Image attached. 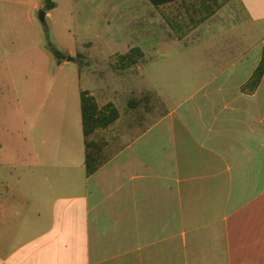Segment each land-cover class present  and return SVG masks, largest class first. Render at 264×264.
<instances>
[{"label": "crops", "instance_id": "crops-1", "mask_svg": "<svg viewBox=\"0 0 264 264\" xmlns=\"http://www.w3.org/2000/svg\"><path fill=\"white\" fill-rule=\"evenodd\" d=\"M200 1L190 6L193 17L185 9L187 22L178 8L190 0L159 8L117 1L118 10H132L126 18L134 25L191 24L186 33L151 38L152 49L177 43L194 57L195 66L173 80L191 92L143 108L142 101H124L121 110L95 94L115 88L113 81L95 70L79 77L99 108L111 105L118 117L86 139L80 101H62L64 111L76 113L64 133V162H38L29 171L28 184L43 192L36 209L24 213V235L32 236L2 243L0 264H264V75L254 93L241 91L264 53V0H217L204 20ZM133 48L143 56L137 46L119 57ZM48 102L40 114L54 110ZM86 142L104 161L91 175Z\"/></svg>", "mask_w": 264, "mask_h": 264}, {"label": "rangeland", "instance_id": "rangeland-1", "mask_svg": "<svg viewBox=\"0 0 264 264\" xmlns=\"http://www.w3.org/2000/svg\"><path fill=\"white\" fill-rule=\"evenodd\" d=\"M50 1L55 5L47 10L46 0H0V245L15 246L32 236L24 235V213L36 209L34 201L38 203L43 192L28 184L29 171L36 172L38 162H64V133L76 122V113L70 106L64 111L61 103L80 101L79 77L95 70L97 78L113 81L115 88L95 94L98 101H116L121 110L124 101H142L143 108L145 101H180L191 92L177 89L173 80L183 68L195 66L190 63L194 57L181 53L177 43L157 42L151 48L153 34H183L190 30L189 22L134 25L126 18L132 10H118V0ZM194 1L178 8L186 22L188 15L193 17ZM103 37L115 41H96ZM137 46L143 56L135 65L123 66L119 54ZM54 51L63 55L60 63ZM45 101L55 105L54 110L40 114ZM5 226L10 229L3 230Z\"/></svg>", "mask_w": 264, "mask_h": 264}, {"label": "trees", "instance_id": "trees-1", "mask_svg": "<svg viewBox=\"0 0 264 264\" xmlns=\"http://www.w3.org/2000/svg\"><path fill=\"white\" fill-rule=\"evenodd\" d=\"M47 10H51L54 8V3L50 0H46ZM151 5L156 8H159L163 5L172 4V3H184L187 0H148ZM198 5L203 10L204 19L210 17L214 13V9L217 8V0H203L198 3ZM215 6V8H214ZM201 13V12H200ZM196 14L194 13V16ZM55 56L60 63L64 58L63 55L54 51ZM141 57L142 52L138 48L131 49L126 55L119 57L123 66L125 67L133 64L136 60H132L133 57ZM264 75V53L262 55L261 61L254 70L250 80L241 88V91L246 94H252L255 92L257 87L260 84L262 76ZM80 106H81V119H82V131L84 137L87 139L94 131L98 129H105L118 117V111L111 105L100 109L95 98L91 96L87 91L80 92ZM102 156L99 154V148L94 143L86 142V155H85V171L86 175H91L94 173L103 163L104 161L101 159Z\"/></svg>", "mask_w": 264, "mask_h": 264}]
</instances>
